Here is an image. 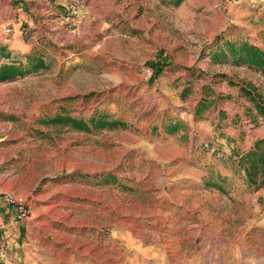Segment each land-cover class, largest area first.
Returning a JSON list of instances; mask_svg holds the SVG:
<instances>
[{"label": "rangeland", "instance_id": "374dc122", "mask_svg": "<svg viewBox=\"0 0 264 264\" xmlns=\"http://www.w3.org/2000/svg\"><path fill=\"white\" fill-rule=\"evenodd\" d=\"M194 1L0 0V36L30 45L27 67L0 80L13 219L0 264H264V182L237 162L264 148V78L206 57L215 36L263 48L264 0ZM178 47L197 62L176 65ZM158 50L167 64L148 81ZM33 57L45 69L30 71ZM56 114L120 124L39 123ZM233 125L243 134L228 139Z\"/></svg>", "mask_w": 264, "mask_h": 264}, {"label": "trees", "instance_id": "16d2710c", "mask_svg": "<svg viewBox=\"0 0 264 264\" xmlns=\"http://www.w3.org/2000/svg\"><path fill=\"white\" fill-rule=\"evenodd\" d=\"M214 43L216 46L215 50L210 54L213 60L228 61L231 65L245 66L247 69L259 72L264 78V47L260 48L245 39L231 40L221 36H215ZM166 64L161 58V50H158L155 54V60L146 62L147 67L152 70L148 81L155 78ZM38 69H45V64L40 58L33 57L30 63V71H36ZM256 104L259 108L263 106L260 102ZM201 110L202 105H197L195 111L200 112ZM92 122H95V128L99 129H110L120 124L117 121H108L92 117L84 121L65 114H56L50 118L39 120L41 124H69L73 128L83 131H87L89 129L88 126L93 128ZM259 143L255 145L254 150L245 152L237 159V162L242 167L246 180L254 186L258 182H264V148H260Z\"/></svg>", "mask_w": 264, "mask_h": 264}, {"label": "crops", "instance_id": "0c3cea01", "mask_svg": "<svg viewBox=\"0 0 264 264\" xmlns=\"http://www.w3.org/2000/svg\"><path fill=\"white\" fill-rule=\"evenodd\" d=\"M189 2L195 3L194 0L193 1L189 0ZM222 24H223V21L221 20V22L218 23L217 28L222 29L223 28ZM214 34H215V31H211L210 32L211 37H208V39L209 40H210V38L212 39ZM135 44H137V46L136 47L133 46V48L131 50L135 51V50L141 49V50H144L145 52H147V54H149V57H145L144 58L145 60L150 58L152 52H154V50H155V49H152L150 47V45H148L146 43H142L141 41L139 43H138V41H136ZM215 47L216 46L214 45V46L208 48V51L206 52V54H207L206 57L211 56L210 54L214 52ZM29 54H30L29 43L24 42L22 39H18V36L16 34H11L8 37H1L0 36V80H6V79H10L13 76L14 77L17 76L16 72H14L13 74L10 73V70H12V69H18L21 73V70H23L24 66L26 65L25 67H27V65L30 62ZM173 61L178 66H189V65H192L193 63L197 62L195 60V58L192 57V55H190L187 52V50H185L183 47L176 48L175 57H174ZM212 61H213L212 62L213 65H215V66H217L219 64L220 65L221 64L222 65H224V64L228 65L230 63L228 61H217V60L216 61L212 60ZM219 72L225 74V79L231 80V78L228 76L229 75L228 70H226V71L222 70ZM196 74L202 75V73L199 71H196L194 73V76H196ZM182 86H183V88L181 90L189 91L187 86H185V85H182ZM226 120H229L228 123H230V121L233 122L235 120V118H233V116H230V117H227ZM233 126H234V129H233V131H230L229 135H228L229 130H226V127H228V126H222L223 127V130H222L223 135L228 139H230L231 137H236L237 135H238V138H240L241 135L243 134L241 129H239L236 125H233ZM261 127L263 128V126H261ZM11 231H13L12 216L10 214V211H8V208L0 202V239L7 236V234L10 233Z\"/></svg>", "mask_w": 264, "mask_h": 264}, {"label": "built area", "instance_id": "2783aa9c", "mask_svg": "<svg viewBox=\"0 0 264 264\" xmlns=\"http://www.w3.org/2000/svg\"><path fill=\"white\" fill-rule=\"evenodd\" d=\"M3 201L5 204L13 207L15 217L20 221L29 218L32 214L30 208L24 203L23 199L18 194L6 193L3 196Z\"/></svg>", "mask_w": 264, "mask_h": 264}]
</instances>
